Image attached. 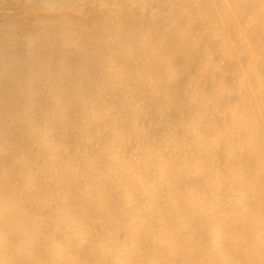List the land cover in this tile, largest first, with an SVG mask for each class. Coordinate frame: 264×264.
Returning a JSON list of instances; mask_svg holds the SVG:
<instances>
[{"label":"clouds","instance_id":"clouds-1","mask_svg":"<svg viewBox=\"0 0 264 264\" xmlns=\"http://www.w3.org/2000/svg\"><path fill=\"white\" fill-rule=\"evenodd\" d=\"M0 264H264V0H0Z\"/></svg>","mask_w":264,"mask_h":264}]
</instances>
